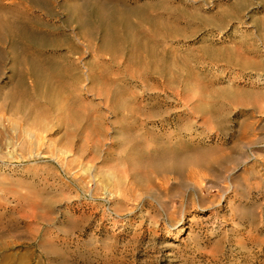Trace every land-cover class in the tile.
Segmentation results:
<instances>
[{
	"label": "rangeland",
	"instance_id": "374dc122",
	"mask_svg": "<svg viewBox=\"0 0 264 264\" xmlns=\"http://www.w3.org/2000/svg\"><path fill=\"white\" fill-rule=\"evenodd\" d=\"M0 190V264H264V0H0Z\"/></svg>",
	"mask_w": 264,
	"mask_h": 264
},
{
	"label": "bare ground",
	"instance_id": "6f19581e",
	"mask_svg": "<svg viewBox=\"0 0 264 264\" xmlns=\"http://www.w3.org/2000/svg\"><path fill=\"white\" fill-rule=\"evenodd\" d=\"M261 115H263V112H262V114ZM23 146H25V145H23ZM175 153V151L174 150H169V149H166V150H163V151H161L160 152V155H161V157H167V156H169V155H172V154H174ZM35 156H39V154L37 153ZM200 188H201V186L200 185H194V187H193V189H194V191L196 192V193H198L199 192V190H200ZM0 192H1V190H0ZM179 232H182V229L180 228L179 230H178Z\"/></svg>",
	"mask_w": 264,
	"mask_h": 264
}]
</instances>
